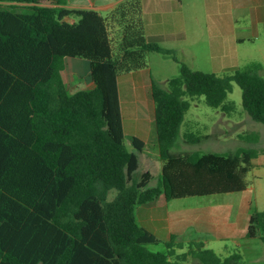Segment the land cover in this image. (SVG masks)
Segmentation results:
<instances>
[{
	"label": "trees",
	"instance_id": "1",
	"mask_svg": "<svg viewBox=\"0 0 264 264\" xmlns=\"http://www.w3.org/2000/svg\"><path fill=\"white\" fill-rule=\"evenodd\" d=\"M41 1L0 0V264H173L184 245L172 236L166 253L149 251L159 239L138 225L136 208L161 196L174 201L247 190L251 163L264 151L175 155L171 149L187 98L204 96L210 107L231 113L233 83L245 111L264 124L262 67L218 76L181 64L168 90L152 83L163 165L161 180L149 187L150 173L134 177L145 144L132 138L135 152L125 145L118 77L147 69L152 52L177 61L174 52L147 41L142 0H124L107 17L60 7L64 0H53L55 7ZM65 58L90 63L93 90L69 94ZM239 138L259 141L257 134ZM246 236L264 244V212L251 215ZM190 246L198 251L182 261L241 259L223 261L202 242Z\"/></svg>",
	"mask_w": 264,
	"mask_h": 264
},
{
	"label": "rangeland",
	"instance_id": "2",
	"mask_svg": "<svg viewBox=\"0 0 264 264\" xmlns=\"http://www.w3.org/2000/svg\"><path fill=\"white\" fill-rule=\"evenodd\" d=\"M44 4L48 6L50 3L45 2ZM212 7L220 17L219 12L222 9L216 5L215 1ZM248 11L245 9H232V13L228 17L225 19L220 17L222 21L225 20L220 27L218 26L220 20L216 25V19H205L208 24L203 28L204 31H195V35H190L189 41L181 48L169 49L170 47H168L169 50L174 52L177 61L172 56H164L155 52L149 53L147 63L152 72L153 82L162 89L168 90L169 81L180 76L181 64L193 71L218 76L232 75L236 70L258 64L262 67L259 75L264 78V8L259 18H254L252 13ZM156 44L161 47L164 46L160 42ZM232 86L233 90L226 100V103L234 105V110L231 113H225L220 108L210 107L204 96L187 98L190 102V108L185 114L178 138L171 150L173 154L205 155L218 153L232 155L239 149L264 151V124L255 122L250 117L243 108L241 88L236 83H233ZM241 134L245 136L257 134L259 141L252 143L249 140H242L238 137ZM190 136L199 139V143L190 141ZM156 143L157 140L155 139L149 145L152 146ZM127 144L130 146L129 142ZM259 156L260 158L253 160L251 163V170L247 176L250 190L248 189L247 192L174 200L168 202L169 209L183 213L185 210L195 208L200 211V214L197 215L202 216L210 215L213 207H223L225 204H231L237 210L239 202L245 196H254L255 192H258L259 184L261 190L264 191V167H258L254 163H264V152H261ZM147 162L140 161V169L134 175L136 180L146 171L147 166H149ZM148 169L153 170L154 173L158 171ZM255 174L262 176L260 183L255 182L257 180ZM160 180L161 173L159 171L156 182ZM156 184L153 186H156ZM114 197L115 192H111L109 199L112 200ZM252 208L253 212L254 210L264 211V197L253 199ZM233 225L232 232L226 239H217L216 234H210L211 226L209 224L201 226L204 235L197 232L200 226H194L195 233L181 238L175 236L176 243L183 244L184 248H176V254L170 258V261L173 264H202L193 257H189L187 261L181 260L182 255L192 250L198 251L196 247L191 248L190 243L199 242L195 239L201 238L202 241L200 242L204 244V248L212 250L223 261L235 255L241 258L239 264H264L263 261L259 260L260 257L252 256L253 254L249 249V246L253 245L258 253L264 255V244L259 239L247 238V221L242 223L234 219ZM169 241L159 240L157 244L148 245L147 249L151 252L166 253V244Z\"/></svg>",
	"mask_w": 264,
	"mask_h": 264
},
{
	"label": "crops",
	"instance_id": "3",
	"mask_svg": "<svg viewBox=\"0 0 264 264\" xmlns=\"http://www.w3.org/2000/svg\"><path fill=\"white\" fill-rule=\"evenodd\" d=\"M123 1L64 0V4L60 7L70 10H94L101 16L107 17ZM214 1L222 9L219 12L221 19L228 17L232 13V9L249 10L248 12L252 13L254 18H259L264 8V0H142L147 41L151 43L160 42L164 45V49H168V47H170L169 49H177L185 45L189 41L190 35H195V31H204L203 28L208 24L205 19H216V25L220 20L218 26H222L225 20L222 21L213 10L212 5ZM45 2L50 4L47 6L44 4ZM41 5L55 7L53 0H42ZM66 21L74 23L77 19L72 18ZM64 65L62 77L69 94L72 95L80 90L88 91L95 88V84L90 78L91 67L88 61L65 58ZM152 83V72L149 68L118 77L125 145L129 152H135L131 143L132 138H137L145 144L144 150L138 153V170L140 169L141 160L148 161L149 166H147L144 173H150L152 176L149 187H155L153 185L158 184L156 179L159 177V171L161 173L163 165L159 156L158 142L155 145H149L151 141L157 140ZM242 135L244 134L238 135V137ZM127 138L129 139L128 141L126 140ZM127 142H129L130 146ZM195 142L199 143L198 141ZM152 162L157 164H153ZM254 163L258 167H264V163ZM148 168L158 171L154 173L153 170ZM255 177L257 179L255 182L260 183L262 176L255 174ZM248 189L250 190V188H247V190L241 193L247 192ZM258 197H264V191L261 190L260 184L258 192H255L254 196H245L239 202L237 210L231 204H225L223 207H213L210 215L202 216L197 215L200 214V211L195 208L185 210L183 213L177 210H170L168 202L171 201H166L161 196L152 203L137 206L135 212L136 221L139 226L155 235L159 240H171L172 236L181 238L185 235H191L195 233V227L199 226L198 234L204 235L205 233H202L201 226L208 224L211 226L210 234H216L215 237L217 239H226L232 232L234 219L242 223H246L247 221L249 226L250 217L255 211L264 212L259 210H254L253 212L252 200ZM195 241L200 242L202 240L201 238H197ZM249 249L253 254L252 256L260 257L259 260L264 262V255L258 253L253 248V245L249 246Z\"/></svg>",
	"mask_w": 264,
	"mask_h": 264
}]
</instances>
